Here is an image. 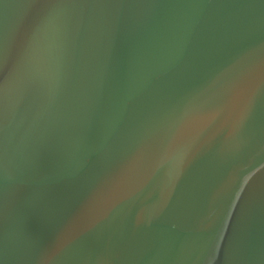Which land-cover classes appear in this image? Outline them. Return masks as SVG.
Wrapping results in <instances>:
<instances>
[{
    "label": "water",
    "instance_id": "95a60500",
    "mask_svg": "<svg viewBox=\"0 0 264 264\" xmlns=\"http://www.w3.org/2000/svg\"><path fill=\"white\" fill-rule=\"evenodd\" d=\"M0 264H264V0H0Z\"/></svg>",
    "mask_w": 264,
    "mask_h": 264
}]
</instances>
